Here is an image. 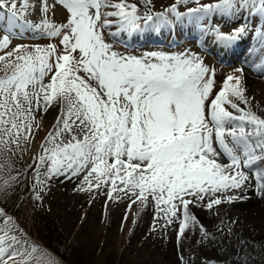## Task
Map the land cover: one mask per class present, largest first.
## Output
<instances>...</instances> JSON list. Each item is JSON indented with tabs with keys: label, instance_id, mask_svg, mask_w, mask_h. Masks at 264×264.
Here are the masks:
<instances>
[{
	"label": "snow or ice",
	"instance_id": "obj_1",
	"mask_svg": "<svg viewBox=\"0 0 264 264\" xmlns=\"http://www.w3.org/2000/svg\"><path fill=\"white\" fill-rule=\"evenodd\" d=\"M217 21L236 26L224 32ZM165 32L176 47L178 32L190 34L202 51V38L226 52L250 37L255 55L247 66L264 79V0H172L160 11L154 0H0V154H22L45 114L57 109L32 157L31 186L17 198L18 211L27 201L43 206L52 178L81 177L77 190L92 199H127L124 222L133 205L151 203L150 232L172 228L179 245L198 231L194 244L209 248L218 237L193 209L211 213L248 200L237 193L249 184L264 198V115L253 111L245 69L235 68L217 87L215 68L199 52L137 54L131 43ZM26 38L47 43H14ZM8 168L0 176L5 201L20 177L27 179ZM236 223L221 221L216 231L230 236ZM41 250L0 206V264H33Z\"/></svg>",
	"mask_w": 264,
	"mask_h": 264
},
{
	"label": "rangeland",
	"instance_id": "obj_2",
	"mask_svg": "<svg viewBox=\"0 0 264 264\" xmlns=\"http://www.w3.org/2000/svg\"><path fill=\"white\" fill-rule=\"evenodd\" d=\"M171 2L172 0H154L157 11L163 10ZM189 6L195 5L190 4ZM29 18L35 19V17ZM57 20H63V16L58 14ZM217 22L222 24L224 32H230L231 28L236 26V22L229 24H224L225 21ZM248 38L251 41L250 37L244 39L248 40ZM18 42L46 44L47 40L26 38L25 40L14 41V43ZM133 47L137 54L142 51L175 52L190 47L193 51L200 53L205 64L215 68L217 87L227 74L232 73L235 68L241 67L237 60L229 64L230 66H224L214 61L204 50L202 51L198 45H195V40L180 41L178 47H168L165 42L159 44L144 43L141 47L135 45ZM119 50L124 51L123 48H119ZM252 50H255L254 45L249 46V51ZM247 54L249 55V52ZM254 54L251 55V59L254 58ZM257 77L259 78V76ZM258 88L257 83L249 82V96L257 95L260 90ZM262 98L263 102L257 101L256 98L253 101V111L260 115H264V97ZM56 115L57 112L49 120H43V126L37 133L34 144L27 147V150L22 154L12 155L10 158L7 153L0 154V169H2L0 176H8V165H11L12 169L27 172V179L24 176L20 177L21 183L15 187L14 195H17L16 192L22 189L19 197L28 196V187L31 186L32 181L29 165L33 162L32 157L38 150L39 144L52 127ZM12 174L16 175V172L13 171ZM60 178L63 181L69 180L64 177ZM77 178L80 177L71 180ZM51 189L49 186L44 195L43 206H33L31 201H27L22 210L18 211L15 208L14 213H10L18 221L19 219H23L24 222L26 220L27 228L25 230L28 236L31 241H35L38 246L42 247V250L32 257L33 264L36 260H39L41 264H181L178 259L179 253H183L186 259L191 258L190 264H202L205 258L214 260L217 264H264V200L260 206L261 212L251 215L247 213L244 222H240V231L243 233L240 236L239 231L237 232L238 227H233L232 234L224 238H221L220 234L215 231L216 226L224 221L229 203L222 204L224 208L222 205L214 208L211 213L193 209L199 219L209 216L211 221L216 220L212 223L216 222V224L210 227L211 230L209 229L211 232L215 231L214 233L218 237L216 244L209 248H201L194 244V241L199 238L198 231L195 234L190 232L188 237L183 239L179 245L176 233L172 228L167 229L166 234L159 230L158 226L155 232H150L154 213V207L151 203L146 208L139 204L133 205L127 215V221L124 222L125 210L128 205L127 199L118 203H106V197L99 193L95 195V199H92L88 192L80 191L77 199L71 203L74 204V207L69 208L68 211L65 209L66 212H64L61 206L63 197L57 195L59 194L56 193L57 190ZM254 192V185L249 184L243 192H238L237 195L250 196V193ZM215 211L216 213H214ZM45 243H48L50 249ZM166 243L169 244L166 245ZM164 245L166 246L164 247ZM17 264H20L19 260Z\"/></svg>",
	"mask_w": 264,
	"mask_h": 264
},
{
	"label": "bare ground",
	"instance_id": "obj_3",
	"mask_svg": "<svg viewBox=\"0 0 264 264\" xmlns=\"http://www.w3.org/2000/svg\"><path fill=\"white\" fill-rule=\"evenodd\" d=\"M223 30V29H222ZM224 31V30H223ZM158 38V40H162V42L164 41L165 43H170L173 41V38L170 37L166 32L165 33H161V34H151V33H146L143 37L139 38V39H136V40H133L132 42L136 44H138L139 42H141L140 44H144V43H148V44H157V42H152L153 39L155 38ZM193 36H191L190 34L188 33H185L183 36H181L179 34V32L177 33V37L176 39L177 40H181V41H185V40H191V39H194L192 38ZM195 40V45H197V42H196V39ZM203 40V43L206 45V49L211 47L213 49V51L216 53L215 56V59L216 61L218 59H221L223 61L227 60V58H231L235 55H237L236 57L239 59L237 60L240 64H241V67H243L245 69V76H246V85H247V88L249 86V82L252 83V82H255L257 83L258 87L260 88L259 90V93H257V95H254V97L257 99V101H262L263 102V98L264 97V80H262L260 77L258 78L256 76V74L252 71L251 68H249L247 65L249 63V61L253 60L251 59V54H247V48L250 46L251 42H250V39L248 38L247 39H242L241 41H239L234 47H232L231 49L227 50L226 52L225 51H222L220 50L216 45L213 44L212 42V39L211 37H208V38H202ZM252 41V40H251ZM246 42V44H245ZM254 46H255V42L252 41ZM18 43H21V42H18ZM159 43V42H158ZM189 44V43H188ZM191 44V43H190ZM185 46V45H184ZM188 46V45H187ZM140 47V46H139ZM190 48V47H188ZM240 48H243V50H240ZM255 48V47H254ZM153 49V48H152ZM136 50V49H135ZM122 51V50H121ZM255 52V50H254ZM240 54H242L240 56ZM255 55V54H254ZM245 57V58H244ZM248 69H247V68ZM258 88V89H259ZM257 89V88H256ZM250 94V91L248 90V95ZM256 104V103H255ZM57 112V110L55 111V109H50L49 112L47 114H45L44 116V119L45 120H49V118L53 117L54 116V113ZM51 121V120H50ZM36 144V143H35ZM36 146V145H35ZM30 149V148H29ZM26 151V150H25ZM81 182V177L80 178H77L75 180H67V181H63L60 177H54L52 178L50 181H49V186H51V190H57L56 193H59L57 195L59 196H62L63 197V201L61 203V206L64 210V212L68 211L69 208H73L74 204H71L72 201H75L77 199V197L79 196V190L78 189V185L80 184ZM49 188V187H48ZM250 199L248 200H245V201H240V202H237L239 204H230L227 206L226 208V205H225V208L227 209L226 213H225V219H224V222L225 224H227L229 221L231 220H237L238 223H236L233 227H238L237 228V232L239 231V236L241 234H243L241 231H240V227H241V223L240 222H244V217L246 216V214L248 213L249 215H251L252 213H259L261 212L260 210V206L261 204L263 203L262 201L264 200V198H262L261 196L257 195L256 192L254 193H250ZM146 208V207H145ZM222 208H224V206L222 205ZM66 209V211H65ZM144 210V209H143ZM201 210V209H200ZM146 211V210H145ZM205 211V210H204ZM206 212V211H205ZM147 214V212H145ZM201 213V212H200ZM216 213V211L214 212ZM154 215V213H153ZM213 215V214H212ZM203 216V214H202ZM224 216V215H223ZM259 216V215H258ZM144 218V217H143ZM142 218V219H143ZM211 217H203L202 219H199L203 224L204 226L209 230H211L210 227H212L214 224H216V222L213 223V221H216V220H210ZM221 219V218H220ZM144 222V221H143ZM141 224V223H140ZM239 225V226H238ZM144 226V225H143ZM150 227V226H149ZM174 227V226H173ZM159 228V227H158ZM141 229V228H140ZM213 229V228H212ZM147 230V229H146ZM213 231V230H212ZM216 231V230H215ZM214 231V232H215ZM141 232V231H140ZM170 232V231H169ZM211 232V231H210ZM213 232V233H214ZM150 234V233H149ZM215 234V233H214ZM218 234V233H217ZM162 236H164L163 234H161ZM169 235V234H168ZM167 235V236H168ZM151 236V235H150ZM92 238V237H91ZM153 238V237H152ZM168 238V237H166ZM171 238V237H170ZM174 238V237H173ZM222 238V237H221ZM224 238V237H223ZM243 238V237H242ZM164 239V238H162ZM159 240V239H158ZM175 240V238H174ZM86 241V240H85ZM183 241V240H182ZM224 241V240H223ZM170 243V241H169ZM169 243H166L169 244ZM173 243V242H172ZM219 243V242H218ZM165 244V242H164ZM174 244H175V241H174ZM164 245V247L166 246ZM172 245V244H171ZM176 245V244H175ZM173 246V245H172ZM163 247V246H162ZM169 249V248H168ZM220 249V248H219ZM126 250V249H125ZM217 250V249H216ZM225 250V249H224ZM219 251V250H218ZM165 252H167L165 250ZM169 252V251H168ZM170 256V255H168ZM234 256V254H233ZM172 257V256H171ZM170 257V258H171ZM167 258V257H166ZM169 258V257H168ZM43 259V258H42ZM44 260V259H43ZM42 260V261H43ZM51 261V260H50ZM49 262V261H48ZM171 262V261H170ZM46 263V262H45ZM55 264V263H54Z\"/></svg>",
	"mask_w": 264,
	"mask_h": 264
},
{
	"label": "trees",
	"instance_id": "obj_4",
	"mask_svg": "<svg viewBox=\"0 0 264 264\" xmlns=\"http://www.w3.org/2000/svg\"><path fill=\"white\" fill-rule=\"evenodd\" d=\"M21 190L22 189H19L16 193H18L17 195H11L10 196V198H8L6 201L5 200H2V199H0V205L2 206V207H4L7 211H8V213L10 214H13L14 213V209H15V202H16V200H17V198L19 197V195L21 194ZM19 222H20V224H21V226L23 227V228H27V225L25 224V222H26V220H25V222L23 221V219H19ZM46 245H47V247H49V249H50V246L48 245V243H45Z\"/></svg>",
	"mask_w": 264,
	"mask_h": 264
}]
</instances>
